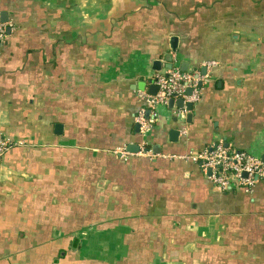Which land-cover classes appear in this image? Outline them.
<instances>
[{
	"label": "crops",
	"instance_id": "0c3cea01",
	"mask_svg": "<svg viewBox=\"0 0 264 264\" xmlns=\"http://www.w3.org/2000/svg\"><path fill=\"white\" fill-rule=\"evenodd\" d=\"M1 13L14 146L0 264H264V184L221 191L179 159L218 140L264 157V0H0ZM183 63L199 101L159 106L144 138L152 76Z\"/></svg>",
	"mask_w": 264,
	"mask_h": 264
},
{
	"label": "built area",
	"instance_id": "2783aa9c",
	"mask_svg": "<svg viewBox=\"0 0 264 264\" xmlns=\"http://www.w3.org/2000/svg\"><path fill=\"white\" fill-rule=\"evenodd\" d=\"M7 23L0 22V51L7 38ZM210 68L211 63L203 65ZM157 87L153 96L144 94L145 108L140 110L136 117L140 134L145 138L158 116L157 108L167 105L169 100H182L183 104H195L201 94L202 78L197 70L181 72L173 67L167 73H157L152 76ZM190 90V95L187 91ZM149 111V118L145 116ZM143 146L147 145L143 141ZM14 144L0 136V157ZM140 153L150 154L149 151ZM179 159L198 165L203 173L209 171L208 179L214 187L221 191L239 189L251 192L257 184H264V160L246 151H236L226 147L223 141L218 140L209 148L200 152H189ZM245 174L246 176H244Z\"/></svg>",
	"mask_w": 264,
	"mask_h": 264
},
{
	"label": "water",
	"instance_id": "95a60500",
	"mask_svg": "<svg viewBox=\"0 0 264 264\" xmlns=\"http://www.w3.org/2000/svg\"><path fill=\"white\" fill-rule=\"evenodd\" d=\"M7 14L6 13H1L0 14V22H2V23H7ZM7 33H8V30H7ZM175 44H176V39L175 38H172L171 39V41H170V47H171V50L172 51H174L175 50ZM166 61L168 62V63H170L171 62V57L168 55V56H166ZM171 68H172V65H168L167 66V69L168 70H171ZM152 69L154 70V71H160V65H159V63L157 62V61H155V62H153V65H152ZM180 71L181 72H187L188 70H187V65L185 64V63H183V64H181L180 65ZM204 71V69H202V72ZM156 88L157 87H151L150 88V92H152L153 90H156ZM187 95H190V90H188L187 92ZM154 94V93H153ZM172 104H173V100L171 99V100H169L168 101V105H169V107H171L172 106ZM177 106L179 107V108H182L183 107V102H182V100H178L177 101ZM192 107H193V105L192 104H190V103H187V104H185V109L188 111V112H191L192 111ZM147 112H149V111H147ZM147 112H146V115H147ZM137 127L138 126H136V129H137ZM176 134H177V132L176 131H174V130H170L169 131V133H168V135H169V140H171V141H174V139H172V137H174L175 138V136H176ZM127 150V149H126ZM137 149H136V147H134V146H130V147H128V151H130V152H133V151H136ZM262 159L264 160V157H262ZM207 175H209V171L207 172ZM244 176H246L245 174H243Z\"/></svg>",
	"mask_w": 264,
	"mask_h": 264
}]
</instances>
